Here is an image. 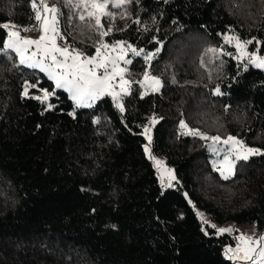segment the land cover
I'll use <instances>...</instances> for the list:
<instances>
[{
    "label": "trees",
    "instance_id": "obj_1",
    "mask_svg": "<svg viewBox=\"0 0 264 264\" xmlns=\"http://www.w3.org/2000/svg\"><path fill=\"white\" fill-rule=\"evenodd\" d=\"M55 2L68 40L87 54L104 40L154 56L130 65L121 112L110 95L77 106L44 71L0 52V264H235L223 249L236 236L205 231L193 205L217 222L264 230V154L238 160L224 179L206 139L183 134L180 123L264 150V70L220 44L231 32L264 54V0H133L110 6L107 37L79 19L83 8ZM34 15L31 0H0V49L3 25L31 33ZM145 72L162 80L161 92L142 94ZM26 83L38 85L27 96ZM39 89L54 95L33 99ZM152 117V151L177 175L171 187L145 151Z\"/></svg>",
    "mask_w": 264,
    "mask_h": 264
},
{
    "label": "snow or ice",
    "instance_id": "obj_2",
    "mask_svg": "<svg viewBox=\"0 0 264 264\" xmlns=\"http://www.w3.org/2000/svg\"><path fill=\"white\" fill-rule=\"evenodd\" d=\"M69 5H74L77 8H83L84 13L79 15L81 21L88 19L94 20V27L99 31L101 37H107L111 32V27L105 28L102 23L103 17L115 18V13L109 10V5L112 8H122L127 4L133 2V0H66ZM31 6L34 9V19L38 22L41 30V35L38 39H29L21 37L19 31L15 30L16 26L3 25L8 29L7 39L0 49V52L6 50H12L16 52L21 64L28 63L31 67H38L41 71L47 72L49 78L55 82L56 88H62L68 91L72 98L75 100L77 106L88 101H95L104 95H110L116 102L117 107L123 112V105L120 103L121 94H127L131 81L124 78L125 68L120 67V61L124 64H130V59H125L127 51L131 50L133 55H140L143 49L139 51L131 44L125 45V42L118 41L111 44L101 41L100 46L96 48L95 54L88 56L83 52L77 51L75 48L69 46H62L57 43V37L63 40L58 31V7H48L47 4L41 0L40 4L37 0H31ZM86 13V15H85ZM27 31L28 29H24ZM51 33V35H50ZM227 43L235 41V47L239 52L240 57H247L250 64L258 68H264V56L258 55L257 52L248 53L247 45L252 43V40L241 41V39L235 35L225 36ZM35 46V50L30 55H26L29 49ZM119 50L117 56H112L111 52ZM209 52L216 53L217 49H208ZM227 54V53H224ZM39 56V59L37 57ZM62 57V59H61ZM147 60H151L152 54H148L145 57ZM50 61V63H45ZM71 61V63H69ZM59 69V71H57ZM99 69H103V72L98 74ZM111 69V70H109ZM119 76V84L113 85L111 81ZM151 81L153 90H158L160 86V80L156 77H150L147 72L144 74V81ZM120 88V92H116L113 89L115 87ZM37 84H25L23 94L28 95L29 88H37ZM43 94L42 96H33V99L41 100L45 102L49 96L54 95V92H49L47 89H39ZM147 92V89H146ZM145 92V94H146ZM216 94H220V89L217 87ZM51 107V105H49ZM157 122L156 117L150 119L151 124ZM180 127L187 129V125L181 121ZM150 128L145 126L143 134L151 143V136L149 135ZM187 134L193 136H200L201 139H211L213 145L220 142L219 136L208 137L201 133L199 130L189 129ZM224 144H231L234 148H238L236 152V159L247 160L251 155L264 154L259 149L246 147L241 140L233 136H229L223 141ZM145 151L151 158V152L148 146L145 147ZM212 151H216L213 147ZM155 164L158 168L162 167V162L155 160ZM218 170L224 179H228L229 175L234 174V163L225 156L224 160L220 163ZM171 179H175L174 176L169 173ZM171 187V183L168 184ZM205 223H208L205 221ZM215 228L216 226L210 225ZM231 231L230 229H218L219 233ZM243 247L233 249L229 247L226 249V254L229 259H239L244 261H252V264H264V247H260L257 251L253 244L259 245L264 241V237H261L258 241H253L251 237H245L243 235L238 237ZM243 255H240V253ZM255 255V259H254Z\"/></svg>",
    "mask_w": 264,
    "mask_h": 264
},
{
    "label": "rangeland",
    "instance_id": "obj_3",
    "mask_svg": "<svg viewBox=\"0 0 264 264\" xmlns=\"http://www.w3.org/2000/svg\"><path fill=\"white\" fill-rule=\"evenodd\" d=\"M38 1L41 2V0H38ZM43 3L44 4H47L48 7H53V6L58 7V10H59V13H58V31H59L60 36L63 37V40H61L59 37H57V43L60 44V45H62V46H69L70 48H75L77 51L83 52V53H85L88 56L94 55L95 52L93 54H87L82 48L73 45L71 43V41L68 40V36H67L66 29L63 26L62 13H61V9H60V6H59L58 2H55L54 0H43ZM110 6L111 5H109V9H110ZM102 23H103V18H102ZM15 30L18 31V28H16ZM20 34H21V37H23V38L38 39L39 36L42 33H41V30H40V26H39L38 30L32 31L31 33H26V34L20 33ZM50 35H51V33H50ZM233 35H235V34H233L231 32H227V33L223 34L222 35V39L223 40L220 41V44L222 43V41L226 42L225 41V36H233ZM235 36H237V35H235ZM102 41L105 42V43H109V44L112 43V42H109V41H104V40H102ZM241 41H243V40H241ZM122 42H124V41H122ZM127 44H131L138 51L140 49H142V48H139V47L135 46L132 43L125 42V45H127ZM228 44H230L231 46H233L236 49L235 58L238 61L245 62L247 65L254 66L253 64H250L249 63L247 57H240L239 56V52H238L237 48L235 47V41H232V43H228ZM99 46H100V44L97 47H99ZM160 49H161V47H160ZM217 49L220 52H225V49L223 47H221V46H218ZM34 50H35V46H33V48L29 49L30 52H32ZM247 52L248 53L257 52L258 55L264 56V54H261L258 51H253L251 49V47H250V44L247 45ZM110 54L112 56H117L119 54V50H117L116 52H111ZM148 54H152V58H153L154 52H152V51L148 52V51H146V50L143 49V52H141L140 55L136 56V55H133V53L131 52V50H128L127 51V56L125 57V59H130L133 62V60L135 58L142 57L149 64L151 62L152 58H151V60H147L145 57ZM61 59H62V57H61ZM132 62L130 64H124L123 61H120L119 62L120 63V67L126 69V71L124 73V78L126 80H129V78L127 76V73H128L129 67L132 64ZM45 63H50V61H45ZM69 63H71V61H69ZM25 65L29 66L28 63H25ZM254 67H256V66H254ZM34 68H38V67H34ZM256 68H258V67H256ZM38 69H40V68H38ZM259 69H263L264 70V68H259ZM109 70H111V69H109ZM57 71H59V69H57ZM97 71H98V74H100V73L103 72V69H99ZM45 73L47 74V72H45ZM147 73L149 74L150 77H156V76L151 75L149 72H147ZM47 76L49 77L48 74H47ZM156 78H158V77H156ZM158 79L160 80V86H159L158 90H153V85L151 84V81L149 80V81L145 82L144 81V78H143L142 81L140 82V85H141V88H142V94H145L146 89H147L146 94L147 93H150V92H157V93L161 92L162 91V87H163V82H162V80L160 78H158ZM53 83H54V86H55V82L54 81H53ZM111 83L113 85H118L119 84V76H116L115 79H113L111 81ZM56 89H62V88H56ZM216 89L217 88L214 89V94H216ZM113 90L116 91V92H120V88L118 86L115 87ZM66 92L69 94L70 98L75 102V100L72 98L71 94L68 91H66ZM130 92H131V83H130V87H129V90H128V93L127 94H129ZM127 94H121V96H120V103L121 104H122V98L125 95H127ZM49 99H50V96H49V98H48L47 101H49ZM97 100H95L94 102L93 101H88L87 103H83L82 102V104L80 106H85V107L92 106ZM75 104H76V102H75ZM152 125L153 124H146V125H144V127L147 126V127L150 128V133H149V135L151 136V143L150 144H149V141L146 138V136L144 134L143 135H144L145 140H146L145 147L146 146L149 147L150 152H151V158H150L149 154L147 152L146 153H147L148 157L153 162V165H154V167H155V169L157 171V174H158V177L160 179V183H161L162 187L163 188H166V187H168V184L169 183H171V185H174L175 184V182L177 181V175L175 173L174 168L168 167L165 164L163 158L158 157V156H156L153 153V151H152V142H153V128H152ZM186 125L188 126L187 129H182L181 128V132L183 134H185V135H189V134H187V132H188L189 129L197 130V129L193 128V127H190L188 124H186ZM144 127H143V129H144ZM204 135H206V134H204ZM206 136H208V137H214V136H211V135H206ZM229 136H233V135H228L226 137L219 136L220 137V142L219 143H216L215 145H213V142H212L211 139H206V145H207V149H208V153H209L210 162H211L212 166L216 170H218L220 163L224 160L225 156H227L229 158V160L234 163V173H235L236 162L238 161L236 159V155L235 154H236L237 151H239V149L238 148H234L231 144H224L223 143V141L226 140ZM233 137H235V136H233ZM235 138H237V137H235ZM237 139L238 140H241L239 138H237ZM242 142L244 143V141H242ZM244 145L246 147H250V146H247L245 143H244ZM213 147L216 149V151H212V148ZM251 148H254V147H251ZM254 149H259L261 153L264 152V150L263 149H260V148H254ZM259 155H261V154L251 155V156H249V158L254 157V156H259ZM155 160L161 161L162 162V167L158 168L156 166V164H155ZM239 160H242V159H239ZM218 172L220 173V170H218ZM169 173H171V175L174 176L175 179H171ZM233 175L234 174L229 175L228 178L232 177ZM193 206H194V208H195V210H196V212L198 214V217L200 218V220L203 223V227H204V230L205 231H208L209 229H214V230H216V232H217L218 235L230 234L232 236H236V242H235V244H228L223 249V253H224L225 257L228 260H230L231 262H234L235 264H252V261H244V260H239V259H229L228 258V255L226 254V249H228L229 247H231L233 249H236L238 247H243V245L241 244V242L238 240V237L241 236V235H243L245 237H251L253 241H258V240H260L261 237H264V230H260L257 227V225H255V224L240 225V224H237L236 222H226V223L217 222L210 215H208L206 212H204L203 210H201L199 207H197L195 205H193ZM205 221H207L208 223H205ZM213 224L216 226L215 228H213V227L210 226V225H213ZM221 228H223V229H230L231 231H226V232H224V233L221 234V233L218 232V229H221ZM252 246L253 247H256L257 248V251H259V248L260 247H264V241H262L259 245L253 244ZM240 255H243V253L241 252ZM254 259H255V255H254Z\"/></svg>",
    "mask_w": 264,
    "mask_h": 264
},
{
    "label": "clouds",
    "instance_id": "obj_4",
    "mask_svg": "<svg viewBox=\"0 0 264 264\" xmlns=\"http://www.w3.org/2000/svg\"><path fill=\"white\" fill-rule=\"evenodd\" d=\"M55 1V0H54ZM59 6H60V4H59ZM60 9H61V7H60ZM61 11H62V9H61Z\"/></svg>",
    "mask_w": 264,
    "mask_h": 264
}]
</instances>
